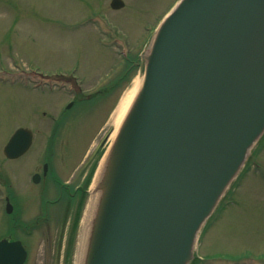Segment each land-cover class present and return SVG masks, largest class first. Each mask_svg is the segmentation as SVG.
<instances>
[{
    "label": "water",
    "instance_id": "obj_1",
    "mask_svg": "<svg viewBox=\"0 0 264 264\" xmlns=\"http://www.w3.org/2000/svg\"><path fill=\"white\" fill-rule=\"evenodd\" d=\"M144 59L91 191L77 264H189L264 133V0H179Z\"/></svg>",
    "mask_w": 264,
    "mask_h": 264
},
{
    "label": "rangeland",
    "instance_id": "obj_2",
    "mask_svg": "<svg viewBox=\"0 0 264 264\" xmlns=\"http://www.w3.org/2000/svg\"><path fill=\"white\" fill-rule=\"evenodd\" d=\"M109 2L0 0V67L8 66L11 70L9 74L0 76V183L4 182L1 173H8L13 178L11 198L14 204L16 202L25 208V221L37 216L34 212L38 211L43 197L49 202L56 201L55 208L49 211L59 213V217L62 215L60 210L67 206V200L59 196V189L54 184L44 182L26 187L22 183L27 177V165L34 157L37 159L42 155L41 145L15 162L3 158L1 146L19 125L32 122L36 126L41 125L33 115L34 108L47 111V117L56 115L72 96L68 88H60L61 85L54 88L61 90L59 93L39 92L25 86L20 77L15 82L9 81V76L29 73L33 69L46 73L60 72L61 69L68 71L75 65L78 73L87 77L83 81L84 90L93 91L102 85L103 71L110 69L108 67L113 65L115 57L110 47H106L110 46V37L96 31L94 21L106 14L122 35L121 46L128 47L129 54L137 53L138 58H143L147 50L143 43L148 29L159 22L176 0H124L125 5L119 10H112ZM115 63L118 68L122 67L121 63ZM137 76L142 79L143 65L133 69L123 85L112 91L96 110H92L93 99H85L73 106L69 113L71 120L66 122L67 126L60 134L63 139L57 147V175L66 177L65 169L75 164L82 166L83 160L85 166L92 163L99 143L107 141V136H113L110 116L117 99L131 87ZM100 77L101 81L97 83ZM52 122L51 119L45 121V133H48ZM61 155L65 156L61 158ZM0 190H3L2 184ZM225 198V204L223 202L215 209L203 228L195 248L202 260L196 263L264 264V136ZM30 211L33 213L27 216L26 212ZM48 219L51 226L48 234L54 237L58 234L59 219L53 214ZM9 220L0 203V234L1 226ZM32 240L34 263L40 264L41 252L57 251V247L53 249L41 239Z\"/></svg>",
    "mask_w": 264,
    "mask_h": 264
},
{
    "label": "flooded vegetation",
    "instance_id": "obj_3",
    "mask_svg": "<svg viewBox=\"0 0 264 264\" xmlns=\"http://www.w3.org/2000/svg\"><path fill=\"white\" fill-rule=\"evenodd\" d=\"M42 126V125H41ZM42 128L37 127L36 130L33 129L32 138H31V145L26 153L31 154L32 149L36 146L41 145L42 155L39 158H33L29 165H27V177L23 183L26 187H32L35 184H44L47 182L49 184H54L59 189V196L65 200H67V206L63 210L66 213V218L63 219V223L67 222L69 224L68 234L58 235H50V227H46L45 230L47 234H38V232L42 231V227L45 225L44 222L47 218H49L52 214L55 215L58 219L57 212H50L52 208H55V202H49L44 199H41L39 204L38 211L34 212L35 216L33 219L28 220L31 222L29 224H24V210L23 206L16 204L15 206L18 210L16 217L10 213L8 216L11 218L9 221H6L5 224L1 226V234L0 240L6 239L7 241L11 242L13 240H20L24 249L26 250V254L24 259L20 264H32L33 262V246L30 242L34 241L32 239L38 238L44 242H47L50 247L54 246V243H59V251L52 250L50 252H41L40 264H69V256L71 255V247H72V239L74 240V232L76 230L77 224V216L79 214V210L82 206L83 196L86 191L87 186V174L88 168L85 166V162H82V166L77 167V165H73L71 167H67L65 169L66 177H62L57 175L55 162L58 155H55V140L53 144V154L51 156V160H48L47 155V143L44 149L45 139L42 137ZM48 142V140H47ZM23 156V155H22ZM21 156V157H22ZM20 158V157H19ZM17 159H8L9 161H17ZM85 166V167H84ZM84 167V168H83ZM76 171V172H75ZM8 175V173H7ZM82 175V176H81ZM81 177V178H80ZM49 178V179H48ZM8 189L9 194L12 196L11 187H13V178L8 175ZM48 184V185H49ZM5 198H8L7 196ZM43 204V207H42ZM52 204V205H49ZM48 206L52 208L49 209ZM23 207V208H20ZM23 209V211H22ZM33 212H28V214H32ZM51 214V215H50ZM16 221V223H14ZM32 240V241H31ZM71 245V246H70ZM58 250V248H57ZM20 253L13 254L11 251H3L0 256V264H19V256ZM34 263V262H33ZM37 264V263H34Z\"/></svg>",
    "mask_w": 264,
    "mask_h": 264
},
{
    "label": "bare ground",
    "instance_id": "obj_4",
    "mask_svg": "<svg viewBox=\"0 0 264 264\" xmlns=\"http://www.w3.org/2000/svg\"><path fill=\"white\" fill-rule=\"evenodd\" d=\"M141 80L134 79L132 82L131 87L127 88L125 92L121 95L115 109L113 110L110 118L114 129L117 130L121 125L122 121L124 120L135 96L137 95L138 91L140 90ZM85 241L84 239L80 241V252L78 253V259H80V254H82L84 248ZM79 261V260H78Z\"/></svg>",
    "mask_w": 264,
    "mask_h": 264
}]
</instances>
